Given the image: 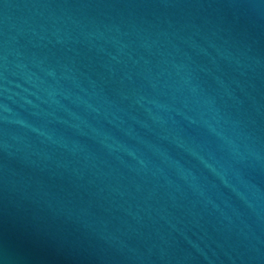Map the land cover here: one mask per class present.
<instances>
[{
	"label": "water",
	"instance_id": "obj_1",
	"mask_svg": "<svg viewBox=\"0 0 264 264\" xmlns=\"http://www.w3.org/2000/svg\"><path fill=\"white\" fill-rule=\"evenodd\" d=\"M0 264H264V0H0Z\"/></svg>",
	"mask_w": 264,
	"mask_h": 264
}]
</instances>
